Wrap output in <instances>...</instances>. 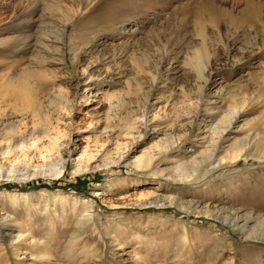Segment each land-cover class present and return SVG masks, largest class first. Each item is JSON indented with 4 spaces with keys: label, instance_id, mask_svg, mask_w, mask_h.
<instances>
[{
    "label": "rangeland",
    "instance_id": "374dc122",
    "mask_svg": "<svg viewBox=\"0 0 264 264\" xmlns=\"http://www.w3.org/2000/svg\"><path fill=\"white\" fill-rule=\"evenodd\" d=\"M38 70L49 137L0 93V264H264V0H0V86Z\"/></svg>",
    "mask_w": 264,
    "mask_h": 264
},
{
    "label": "bare ground",
    "instance_id": "6f19581e",
    "mask_svg": "<svg viewBox=\"0 0 264 264\" xmlns=\"http://www.w3.org/2000/svg\"><path fill=\"white\" fill-rule=\"evenodd\" d=\"M68 21H67V23H68ZM63 33H64V31L60 35V38L61 39H63ZM205 47H207V46H206V44L203 43V46L199 50L198 56L196 57L197 64L200 67H201L202 64H204V60H205V57H206L207 50H206ZM42 72L43 71H41V70L39 71L38 70V71H32V72L24 73V74L21 75V77L19 78V81L18 82H14L13 80H9L8 82H6V85L4 86V88H2L0 86V93L2 95H4L7 92H9L8 93L9 97H7L8 99L10 98L8 105L10 107L16 109L14 111L13 115H16L18 113H21L20 115L25 116V115H27V113L33 112L35 114V116L40 117V120H37V121H40V122L35 125V131L32 134H35L36 135V133H45L49 137L50 129L48 128L49 126H47V124H46V122L49 123V121L48 120L45 121L41 117L42 116V106H41L42 104L40 105L38 101L32 100V99H30L28 97V95L32 93V89H31L30 86L25 85L27 79L30 77L29 74H31V75H33V74L34 75H40ZM8 117L9 116L6 115L5 113H0V150L1 149H6L7 152H8V154H9V153H12L14 151V149H17L16 148V144L20 140L23 139L24 134L18 128L19 121H11L10 122L7 119ZM43 121H44L45 124L42 125L41 123ZM228 122L229 121H227V123ZM224 124L227 125L225 122H224ZM41 125L43 126L42 129H40V126ZM230 125L228 124V126H230ZM221 126H222V124H221ZM6 129H8V130H6ZM223 129H225V128H223ZM215 133H216L215 136H217L219 140L222 138L221 134L224 135L223 132H222V130L221 131L218 130ZM39 139H42V138H39ZM216 139L211 136V139H209V141H208L209 147L206 149L207 151H204L200 156L194 158L193 161L190 164H180V165L176 166L173 169V171L176 174H178L179 176H183V177H188L190 171H193L194 170L195 172L196 171L198 172V170L200 169V165L202 164L203 161L206 160L207 155H209V154L212 153V151L209 150V149H212V147L217 144L216 143ZM2 144L5 145L3 148H2ZM56 146H57V141L55 139H52V141L50 142L48 148H50L51 150L57 149ZM43 148H45V147H43ZM230 157L231 156H229L227 159H229ZM200 160H202V162H198ZM152 161H153L152 156L146 158L145 160L140 159L139 161L135 162L132 167L133 168L134 167L137 168V170L138 169L147 170V169H149L151 167ZM64 171H65V166H63L57 172H55L54 174L52 173V174L54 176H56V177H60V176L63 175ZM162 173H164V172L162 171ZM207 214L210 216L209 211H207ZM225 222L228 223V224H230L229 218L226 219ZM238 225H239V223L235 221V223H234L233 226L238 227ZM240 229L243 231L245 228L241 227ZM248 236L251 239H252V237H256V236L257 237H264V219L261 220L260 222H258L257 228H255L252 231V233L250 235H248Z\"/></svg>",
    "mask_w": 264,
    "mask_h": 264
},
{
    "label": "trees",
    "instance_id": "16d2710c",
    "mask_svg": "<svg viewBox=\"0 0 264 264\" xmlns=\"http://www.w3.org/2000/svg\"><path fill=\"white\" fill-rule=\"evenodd\" d=\"M6 188H13V186L12 185H6L5 186ZM23 190H25L23 187H21Z\"/></svg>",
    "mask_w": 264,
    "mask_h": 264
}]
</instances>
